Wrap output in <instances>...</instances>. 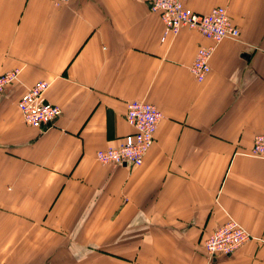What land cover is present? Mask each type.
I'll use <instances>...</instances> for the list:
<instances>
[{
    "label": "crops",
    "instance_id": "1",
    "mask_svg": "<svg viewBox=\"0 0 264 264\" xmlns=\"http://www.w3.org/2000/svg\"><path fill=\"white\" fill-rule=\"evenodd\" d=\"M153 0H0V263L264 264V0L225 6L239 39L216 45L199 82L191 66L213 42L183 29L162 39ZM39 80L62 115L27 125L18 101ZM164 117L140 166L99 162L133 132L130 100ZM236 219L252 238L215 260L204 242Z\"/></svg>",
    "mask_w": 264,
    "mask_h": 264
},
{
    "label": "built area",
    "instance_id": "2",
    "mask_svg": "<svg viewBox=\"0 0 264 264\" xmlns=\"http://www.w3.org/2000/svg\"><path fill=\"white\" fill-rule=\"evenodd\" d=\"M56 5L67 4L70 0H52ZM189 0H153L151 9L160 14L164 24L163 41L177 35L183 29L196 30L213 44L201 45L191 66L194 78L202 82L212 70L211 59L216 45L224 39H239L241 31L233 22L225 6H216L208 13H200L188 5ZM20 69H12L0 75V94L8 85L16 82ZM50 83L39 80L28 87L18 101L22 118L27 125L47 130L62 115L60 105L50 102L47 91ZM125 117L134 131L126 135L118 146L100 148L96 158L103 164H127L140 166L155 141L158 125L164 117L153 103L134 99L127 103ZM249 154L264 157V133L255 135ZM252 238V235L236 219L229 220L215 229L205 239L204 246L213 258L229 256ZM219 255V256H218Z\"/></svg>",
    "mask_w": 264,
    "mask_h": 264
},
{
    "label": "rangeland",
    "instance_id": "3",
    "mask_svg": "<svg viewBox=\"0 0 264 264\" xmlns=\"http://www.w3.org/2000/svg\"><path fill=\"white\" fill-rule=\"evenodd\" d=\"M13 84V83H12ZM107 165H109V166H117V165H115V164H107ZM0 264H7L6 262H1Z\"/></svg>",
    "mask_w": 264,
    "mask_h": 264
},
{
    "label": "water",
    "instance_id": "4",
    "mask_svg": "<svg viewBox=\"0 0 264 264\" xmlns=\"http://www.w3.org/2000/svg\"><path fill=\"white\" fill-rule=\"evenodd\" d=\"M214 260L216 259V258H213Z\"/></svg>",
    "mask_w": 264,
    "mask_h": 264
}]
</instances>
